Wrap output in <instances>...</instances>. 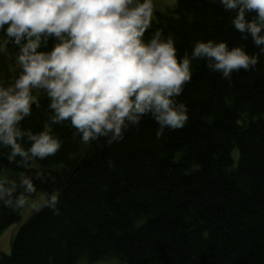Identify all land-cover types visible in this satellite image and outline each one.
Instances as JSON below:
<instances>
[{"label":"trees","instance_id":"1","mask_svg":"<svg viewBox=\"0 0 264 264\" xmlns=\"http://www.w3.org/2000/svg\"><path fill=\"white\" fill-rule=\"evenodd\" d=\"M233 15L218 0H176L151 18L145 39L156 30L171 34L178 56L207 39L258 53L232 26ZM8 49L16 54L14 45ZM191 70L177 98L189 119L159 139L145 116L119 142L83 144L68 121L50 124L40 95V108L21 126L49 125L61 148L27 169L0 148V172H42L37 193L59 190L60 213L35 212L0 264H92L109 255L127 264H264V55L231 81L203 60H193ZM34 162L39 168L30 169ZM19 218L20 209L0 204V235Z\"/></svg>","mask_w":264,"mask_h":264},{"label":"clouds","instance_id":"2","mask_svg":"<svg viewBox=\"0 0 264 264\" xmlns=\"http://www.w3.org/2000/svg\"><path fill=\"white\" fill-rule=\"evenodd\" d=\"M218 2L234 13L232 26L258 53L207 39L178 56L171 34L156 30L145 39L153 0H0V54L14 45L20 70L13 82L0 84V148L8 149L7 159L27 169L61 148L49 125L40 131L21 126L40 108L41 93L50 124L68 121L83 144L101 137L108 145L119 142L145 116L157 124V139L166 128L184 127L189 111L177 98L192 79L193 60L231 81L264 55V0ZM42 179L40 171L18 179L0 174V204L58 215L60 192L37 193L34 180Z\"/></svg>","mask_w":264,"mask_h":264},{"label":"rangeland","instance_id":"3","mask_svg":"<svg viewBox=\"0 0 264 264\" xmlns=\"http://www.w3.org/2000/svg\"><path fill=\"white\" fill-rule=\"evenodd\" d=\"M176 4V0H153V13L152 18H155L157 12H165L173 8ZM15 53L8 49L6 54H0V84L7 85L15 80L19 75V68L15 64ZM41 93L40 95H42ZM234 156L238 158V151L234 152ZM39 168V164L34 162L30 169ZM0 174L9 176L10 178L18 179L21 175V172H12V171H1ZM45 193L40 191L38 193ZM35 212L25 208L20 209V218L11 225H9L0 235V254H10L11 252V242L13 236L16 234L18 229L26 222ZM78 264H91L87 260H79ZM92 264H127L124 260L109 255L101 260L92 263Z\"/></svg>","mask_w":264,"mask_h":264}]
</instances>
